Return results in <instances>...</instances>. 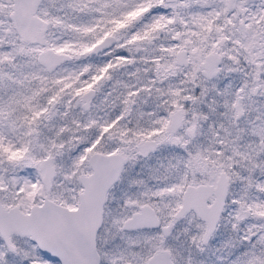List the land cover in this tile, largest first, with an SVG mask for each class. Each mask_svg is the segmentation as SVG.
Masks as SVG:
<instances>
[{
	"label": "snow or ice",
	"instance_id": "1",
	"mask_svg": "<svg viewBox=\"0 0 264 264\" xmlns=\"http://www.w3.org/2000/svg\"><path fill=\"white\" fill-rule=\"evenodd\" d=\"M0 264H264V0H0Z\"/></svg>",
	"mask_w": 264,
	"mask_h": 264
}]
</instances>
